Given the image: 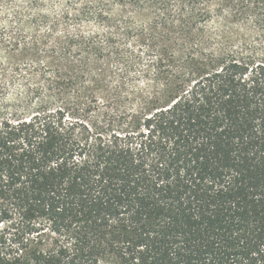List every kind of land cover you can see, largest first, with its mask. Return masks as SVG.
<instances>
[{
	"label": "trees",
	"instance_id": "trees-1",
	"mask_svg": "<svg viewBox=\"0 0 264 264\" xmlns=\"http://www.w3.org/2000/svg\"><path fill=\"white\" fill-rule=\"evenodd\" d=\"M220 2L82 12L79 0H0V264H253L264 11ZM168 27L180 36L167 47L134 36ZM22 43L61 57L21 58ZM65 48L79 49L82 78L59 66ZM96 77L114 87L93 90Z\"/></svg>",
	"mask_w": 264,
	"mask_h": 264
},
{
	"label": "snow or ice",
	"instance_id": "snow-or-ice-1",
	"mask_svg": "<svg viewBox=\"0 0 264 264\" xmlns=\"http://www.w3.org/2000/svg\"><path fill=\"white\" fill-rule=\"evenodd\" d=\"M41 2H45V0H41ZM119 5L121 8L127 7L129 9H136L137 11H143V12H151L153 9L159 7L165 11L168 10L169 7H174L176 4H180L181 9L187 5L189 7H198L200 9H204V5L207 3H211L212 7L219 8L221 7L220 0H118ZM257 3L260 5V11H264V0H228V5L231 8L232 5H235L237 8H240L243 10L245 7H250L255 9L257 6ZM82 12H88L92 9L99 8L101 11H103L104 8H111L112 7V0H79V4L77 5ZM132 13H130L131 15ZM114 15V13H113ZM105 23H108L111 21L112 16L109 15L108 12H104V17L102 18ZM175 19V17H173ZM264 19V18H262ZM138 22H141L139 20V17H137ZM177 24L183 23V21L176 20ZM171 24V20L169 21ZM99 31L107 32V29H98ZM43 31L48 32L51 31V29H44ZM95 31L93 30L92 35H95ZM144 31H147L145 28ZM122 35L126 36L128 33H124L123 30H121ZM163 35H158L157 37H153L151 33H149L147 36H144L143 33H136L134 34L136 39H139L140 41L147 40L150 43L155 39L157 42L160 43V46L167 47L170 43V40H175L177 37L180 36L179 29H174L172 27L165 28L163 30ZM57 36L62 35V33L57 32ZM85 35H88L87 33ZM116 43H120V39L117 38ZM7 44V41H4L2 38H0V49L5 48ZM127 48H131L132 44H125L124 45ZM53 47H57L55 44H49L48 49L44 50L43 47L38 51L35 47L27 44H21L19 48L16 49V52L19 54L21 58L24 57H31L32 59H37L41 56V53H43L44 56H47L49 59H57L58 57H61L60 52L53 53L52 49ZM63 63L59 66L61 67L62 71L68 75L70 79H74L76 76H80L81 78L84 76V72L87 71L85 62L81 60L79 56V49L74 50L73 52L69 53L67 49H64V52L62 54ZM4 60L0 59V64H3ZM90 63L94 65V61H90ZM255 67V65H253ZM221 71L223 69H220ZM92 75H95L92 73ZM245 80L248 78L245 77ZM93 85V90H100L103 94L107 91L108 87H114V85H108V81L103 79L102 77H96L94 80L91 81ZM253 86L255 87H261V85H257L256 82L252 81ZM175 102V101H173ZM79 163V161H77ZM49 167H55V164H49ZM163 167V165H161ZM123 214V213H122ZM6 226L4 224H0V230L4 229ZM4 255L3 252H0V258H2ZM16 256H22V251H17L15 253ZM251 255L253 256V264H256V259L258 258L261 262H264V244H262L260 250L252 249ZM101 260H104L105 257L101 256Z\"/></svg>",
	"mask_w": 264,
	"mask_h": 264
}]
</instances>
